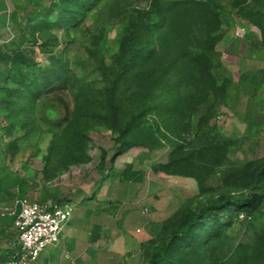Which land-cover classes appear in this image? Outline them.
I'll return each mask as SVG.
<instances>
[{
  "label": "rangeland",
  "instance_id": "rangeland-1",
  "mask_svg": "<svg viewBox=\"0 0 264 264\" xmlns=\"http://www.w3.org/2000/svg\"><path fill=\"white\" fill-rule=\"evenodd\" d=\"M207 1L219 7L209 21L219 28L202 43H215L206 78L216 90L199 104L203 91L188 77L171 78L152 100H141L145 77H119L124 39L142 28L135 49L159 43L155 0H54L26 29L10 26L0 37V157L36 189L97 193L125 165L122 155L142 163L145 187L160 194L162 207L181 203L161 234L184 222L187 194L248 187L258 194L252 218L230 206L201 220L159 264H264V68L242 73L247 60L264 61V50L244 43L255 39L253 20L262 22L264 40V0ZM240 91L249 96L247 122L233 108ZM7 200L0 192V204Z\"/></svg>",
  "mask_w": 264,
  "mask_h": 264
},
{
  "label": "trees",
  "instance_id": "trees-1",
  "mask_svg": "<svg viewBox=\"0 0 264 264\" xmlns=\"http://www.w3.org/2000/svg\"><path fill=\"white\" fill-rule=\"evenodd\" d=\"M53 1L0 0V37L9 26L26 29L45 14ZM153 8L154 13L160 14L159 17L155 16V22L159 23V43L152 47L135 49V42L143 36L142 28L124 39V58L120 62L123 71L119 77L124 74L130 77H145L149 85L146 91L140 94L141 100H152L154 96L152 91L168 87V82L173 77H188V85L197 91H203V97L198 104L202 100H208L210 92L216 90L215 81L212 78H206L211 77L215 43L212 42L209 46L202 43H207L206 37L213 40L212 32L219 28L218 26L210 27L209 24L210 20L218 18L219 7L210 4L207 0H155ZM151 16L152 12L144 27L149 25ZM260 16H264V12ZM199 83H201L200 86ZM136 86L141 88L139 82ZM173 86L182 92L180 85L174 84ZM133 115L132 113L129 120ZM260 173L263 172L258 171V174ZM220 180L218 178L220 185L223 186ZM200 191L199 188L198 192L184 200V206L187 209L184 222L156 236V239L150 242L146 264H159L177 236H187L199 222L215 220L222 210L230 206L243 207L247 212V217L252 218L258 194L250 188L235 185L230 188L223 187L214 193L202 194ZM0 192L8 200L26 198L29 201L47 202L51 200L60 204L72 203L83 195L81 191L76 192L73 188L61 184L46 186L42 191L33 189L1 157ZM246 214L243 212V215Z\"/></svg>",
  "mask_w": 264,
  "mask_h": 264
},
{
  "label": "crops",
  "instance_id": "crops-1",
  "mask_svg": "<svg viewBox=\"0 0 264 264\" xmlns=\"http://www.w3.org/2000/svg\"><path fill=\"white\" fill-rule=\"evenodd\" d=\"M249 28L254 30L255 39L244 41L246 46L264 50V40L259 37L263 33L262 25L249 21ZM246 64L242 73L264 68L263 60L253 63L247 60ZM243 93L238 92L233 108L240 119L247 122L245 114L249 109V96L245 93L247 108L244 111L238 108L242 103L241 96H245ZM261 127L260 133L264 124ZM230 137L234 140L238 138L236 134ZM121 161L125 165L116 169L110 182L98 193L91 189L81 191L83 195L72 202L73 211L60 232L59 240L47 244L35 264H146L150 242L161 234L163 221L179 210L181 203L162 207L160 194L154 192L152 195L149 188L145 187L147 171L143 164L132 165L124 155ZM192 194L183 197L182 204ZM148 195L154 196L153 208L146 204ZM17 199L0 204V264L18 244L16 214L10 212V209H20Z\"/></svg>",
  "mask_w": 264,
  "mask_h": 264
},
{
  "label": "built area",
  "instance_id": "built-area-1",
  "mask_svg": "<svg viewBox=\"0 0 264 264\" xmlns=\"http://www.w3.org/2000/svg\"><path fill=\"white\" fill-rule=\"evenodd\" d=\"M17 205L20 210L10 209V212L16 214L18 244L5 255L2 263L35 264L47 244L59 240L60 232L73 211V204L19 198Z\"/></svg>",
  "mask_w": 264,
  "mask_h": 264
}]
</instances>
